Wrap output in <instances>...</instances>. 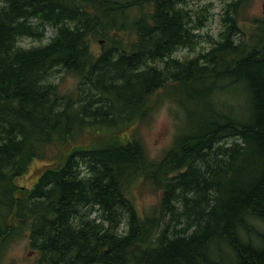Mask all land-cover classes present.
Here are the masks:
<instances>
[{
  "label": "trees",
  "instance_id": "16d2710c",
  "mask_svg": "<svg viewBox=\"0 0 264 264\" xmlns=\"http://www.w3.org/2000/svg\"><path fill=\"white\" fill-rule=\"evenodd\" d=\"M183 2L0 0V253L26 237L35 264H264V19L242 26L251 0H232L198 51L214 15ZM60 70L75 92L51 82ZM165 100L179 133L152 160L121 130ZM141 184L160 195L146 217Z\"/></svg>",
  "mask_w": 264,
  "mask_h": 264
},
{
  "label": "rangeland",
  "instance_id": "374dc122",
  "mask_svg": "<svg viewBox=\"0 0 264 264\" xmlns=\"http://www.w3.org/2000/svg\"><path fill=\"white\" fill-rule=\"evenodd\" d=\"M231 1L232 0H185V2H183L184 7L191 11L198 9L201 6L208 5V7H211L214 15L208 24L200 31V34L203 36L201 40L204 43H201L198 47V51L203 50L204 48H210V43L209 41L207 42V35L218 37L219 32L222 29L220 23L222 9ZM242 17L245 19H242V26L247 25L249 29L252 28V26L255 27V20L259 21L264 19V0H251V2L245 6ZM246 32L249 34L248 30ZM53 35V30L48 27L44 43H47ZM39 44V42L32 41L31 39H23L21 41V46L25 48H30ZM92 49L97 55H100L102 52L101 44L98 41L92 43ZM195 54V50L192 51L190 48H179L176 51L175 56L179 59H184L186 57H194ZM51 82L54 85H57L63 94L75 92L79 85V79L77 77L61 70L53 73L51 76ZM176 110V105L165 100L154 114L149 116L146 120H143L142 123L123 128L121 130V137L129 138L133 134L138 136L141 138L149 157L152 160H159L164 152L174 145L175 137L179 133L173 113ZM93 141L92 133L87 132L78 139L77 144L90 145ZM229 142L230 140L227 142L223 141L222 143L229 144ZM47 153L49 156L48 159L37 161L38 169L40 170H31L28 177L25 179L27 182H31L34 177H37L39 171L44 169V165L54 162L59 150L53 146L48 149ZM132 193L134 194V202L136 203L142 217L152 214L153 209L159 205L160 195L149 184H141L138 188H133ZM95 216L96 213L92 214V217ZM29 254V239L26 237H18L7 242L0 253V264H33V260H31L32 258Z\"/></svg>",
  "mask_w": 264,
  "mask_h": 264
},
{
  "label": "bare ground",
  "instance_id": "6f19581e",
  "mask_svg": "<svg viewBox=\"0 0 264 264\" xmlns=\"http://www.w3.org/2000/svg\"><path fill=\"white\" fill-rule=\"evenodd\" d=\"M25 39H30V38H25ZM20 45H21V41H20ZM67 74H70V75H74L75 77H77L74 73H71V72H66ZM44 160V159H43ZM42 160V161H43ZM24 179V180H23ZM26 177H22L21 179H18V182H16V185L17 186H21V185H25L26 187H28V188H33V183H31V182H27L26 180ZM25 182V183H24ZM22 183H24V184H22ZM30 185V186H28V185ZM122 231H124V230H122ZM29 250H30V256H31V260H33V264H35V261H36V258L38 257V256H36L35 255V253H34V251L33 250H31L30 249V245H29Z\"/></svg>",
  "mask_w": 264,
  "mask_h": 264
}]
</instances>
